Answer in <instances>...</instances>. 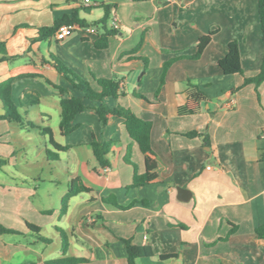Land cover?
I'll return each instance as SVG.
<instances>
[{
    "label": "crops",
    "instance_id": "crops-1",
    "mask_svg": "<svg viewBox=\"0 0 264 264\" xmlns=\"http://www.w3.org/2000/svg\"><path fill=\"white\" fill-rule=\"evenodd\" d=\"M106 5L107 24L116 18L118 26L104 48L94 46L98 34L77 31L59 41L53 34L37 39L38 28L74 12L88 24L99 21ZM209 32L201 56L187 58ZM0 41L10 56L0 62V82L14 77L12 105L32 123L0 120V158L7 161L0 167V223L21 232L0 235V264L62 257L58 229L68 235L66 255L86 259L78 264H127L122 239L152 248L154 255L137 264H264V239L254 231L264 226V81L257 88L242 85L244 76L258 73L264 56L256 0H0ZM231 41L244 75H225L218 66ZM53 58L94 90V78L119 83L120 94L104 102L151 122L159 183L131 187L145 161L122 118L102 126L85 110L75 116L72 132H60L62 95L55 86L64 96L82 93L54 68ZM189 83L208 100L198 113L180 116ZM47 127L67 149L52 146L41 132ZM193 131L197 135L186 136ZM93 140L110 142L107 178L93 156ZM73 178L90 191L70 197L60 215ZM177 187L187 189L188 198L181 199ZM25 222L49 241L37 240Z\"/></svg>",
    "mask_w": 264,
    "mask_h": 264
},
{
    "label": "trees",
    "instance_id": "trees-1",
    "mask_svg": "<svg viewBox=\"0 0 264 264\" xmlns=\"http://www.w3.org/2000/svg\"><path fill=\"white\" fill-rule=\"evenodd\" d=\"M134 2L138 1H147V0H132ZM257 1V11L259 18L260 26V37L264 44V0ZM104 15L101 20L96 22H91L89 24L100 27L101 33H97L98 39L94 41V46L96 48H104L108 44V40L111 36H114L117 33L116 28L111 27L107 24V19L109 16L110 6H103ZM78 23L82 26L89 25L84 20L78 19L76 13L74 12L71 17H64L60 20L55 21L51 26L38 28L37 39H45L54 33L56 28L61 23ZM212 32H209L207 35L200 38L197 45L196 52L188 56L189 59H198L202 52L204 51L206 45L210 41V36ZM142 40L139 41L137 46L131 51L134 52L141 45ZM6 51L5 43L0 41V62L9 60ZM52 65L54 68L66 79L68 82L77 90L82 93L81 97L76 96H64L65 91L59 86H55L60 95V121L59 129L63 135L69 134L72 132L77 125L73 123L75 116L85 110H92L99 119V122L104 126L108 119L111 117H120L123 119L125 129L130 136V138L136 142L140 152L142 153L145 161V171L141 174H138L136 170L134 171L131 187H138L145 184H154L161 181L159 177V168L158 162L156 159V154L153 151L150 144V130L151 122L144 120L137 115H135L129 108H125L120 105L114 107H108L104 99L107 97H117L120 94L119 83L112 79L104 78H94L98 90H94L90 84L77 76L72 72L65 64L60 60L53 58ZM169 65V62L165 63L164 70ZM218 66L225 75L230 74H243V70L240 64V53L236 41H231L227 44V50L225 55L219 59ZM14 80V77L8 78L0 82V102L4 109L3 114H0V120H6L8 122H13L18 124L20 127L32 126L30 121L24 123L22 115L15 109L12 105L10 97V88L11 83ZM264 81V56L262 57L259 71L255 76L246 77L244 76L242 85L253 84L257 88ZM84 100H88L92 104L86 105ZM208 100V97L204 90L198 87L195 84H188L187 90V101L184 105L178 108V114L180 116L194 115L200 111L201 105ZM43 134L48 135L49 141L56 150H65L66 146H61L56 143L52 137L50 128H41ZM197 132H189L186 136H195ZM91 150L95 160L98 165L101 167L108 166L107 154L109 152L110 142H97L93 140L90 144ZM128 161V159L126 160ZM6 160L0 159V167L6 164ZM90 189L86 187L79 178H73L70 181L68 190L66 194L61 198L60 201V215L65 214L68 208V201L70 197L81 192H88ZM105 202L120 208L124 209L125 207L119 206L114 198L104 199ZM26 229L28 232L33 234L37 240L48 242L49 240L40 235V229L38 226L25 222ZM61 238L60 250L62 257L49 260L48 264H78L86 262V259L83 257L76 256H67L68 250V235L62 229L57 230ZM255 234L258 239H264V226H258L255 228ZM2 234H21L18 230L5 227L0 223V235ZM125 244L126 249V259L127 264H137L136 260L140 257H152L153 250L148 245H134L130 242L129 239H122ZM163 258L165 256H159Z\"/></svg>",
    "mask_w": 264,
    "mask_h": 264
},
{
    "label": "built area",
    "instance_id": "built-area-1",
    "mask_svg": "<svg viewBox=\"0 0 264 264\" xmlns=\"http://www.w3.org/2000/svg\"><path fill=\"white\" fill-rule=\"evenodd\" d=\"M82 4H89L90 0H80ZM109 25L113 28L118 26V22L116 18H112L110 20ZM77 31L82 36H94L98 33L97 26L89 24L82 26L78 23H61L53 33V37L56 40H63L73 32ZM260 137L264 138V129L260 132ZM209 168V167H207ZM102 172L107 178L110 172V168L108 166L102 167Z\"/></svg>",
    "mask_w": 264,
    "mask_h": 264
},
{
    "label": "water",
    "instance_id": "water-1",
    "mask_svg": "<svg viewBox=\"0 0 264 264\" xmlns=\"http://www.w3.org/2000/svg\"><path fill=\"white\" fill-rule=\"evenodd\" d=\"M179 194V197H181V199H186L189 196V191L185 188H181V187H177L176 188Z\"/></svg>",
    "mask_w": 264,
    "mask_h": 264
},
{
    "label": "rangeland",
    "instance_id": "rangeland-1",
    "mask_svg": "<svg viewBox=\"0 0 264 264\" xmlns=\"http://www.w3.org/2000/svg\"><path fill=\"white\" fill-rule=\"evenodd\" d=\"M1 159V158H0ZM1 160H5V159H1ZM19 167V166H18Z\"/></svg>",
    "mask_w": 264,
    "mask_h": 264
}]
</instances>
